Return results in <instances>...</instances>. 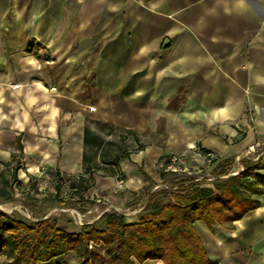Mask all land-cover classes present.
<instances>
[{"label": "crops", "instance_id": "crops-1", "mask_svg": "<svg viewBox=\"0 0 264 264\" xmlns=\"http://www.w3.org/2000/svg\"><path fill=\"white\" fill-rule=\"evenodd\" d=\"M91 122L145 144L119 161L142 208L129 221L156 186L147 168L171 154L264 163V0H0V198L17 176L82 172L86 151L106 165L85 144ZM253 198L234 222H195L211 264H264ZM76 263L68 251L38 264Z\"/></svg>", "mask_w": 264, "mask_h": 264}, {"label": "trees", "instance_id": "trees-1", "mask_svg": "<svg viewBox=\"0 0 264 264\" xmlns=\"http://www.w3.org/2000/svg\"><path fill=\"white\" fill-rule=\"evenodd\" d=\"M102 143L99 135L86 128V146L99 149ZM92 156L85 152L88 164ZM102 161L109 163L103 157ZM233 162L226 159L217 164L214 187H195L198 182L193 176L179 187L149 191L136 221L109 211L77 230H66L57 216L34 221L0 210V254L7 255L3 264H38L68 251L77 253L76 264H92L94 245L103 249V264H143L149 259L165 264H211L195 222L202 220L209 227L214 222H234L259 206L254 194H264V175L259 172L264 163L245 159L244 170L231 174Z\"/></svg>", "mask_w": 264, "mask_h": 264}, {"label": "rangeland", "instance_id": "rangeland-1", "mask_svg": "<svg viewBox=\"0 0 264 264\" xmlns=\"http://www.w3.org/2000/svg\"><path fill=\"white\" fill-rule=\"evenodd\" d=\"M93 126L103 141L101 147L95 151L100 150L101 161L103 157L109 163L102 164L100 159L94 158L93 152H88L91 156L93 155V160L82 172L60 174L56 171H42L40 176L29 175L22 178L17 176L12 180L10 198L5 196L0 198V210L30 220L44 216H57L60 227L66 230H77L84 224L95 222L104 212L137 209L140 197L136 194L132 195L127 189L131 187V182L127 184V178L119 161L115 162V158L138 152L145 144L131 131H121L98 122L88 124V127ZM95 131L91 133L95 134ZM166 161H168L167 158L157 161L152 168H147V171L158 179L155 185L179 187L182 181L193 176L198 177V182L208 185L214 180L212 176L216 169L206 159L198 157L186 160L184 158V164L176 161L171 162L170 165H165ZM234 166L239 167L237 162ZM81 173L90 175L85 180L71 177ZM120 179L124 180L122 187L118 186ZM96 187L108 188L101 191ZM115 197L123 199L124 202L128 201L130 207H118L112 202ZM82 199H86V202H81ZM1 206H8V208ZM93 248L92 264H102L100 259L103 256L102 247L94 245Z\"/></svg>", "mask_w": 264, "mask_h": 264}, {"label": "built area", "instance_id": "built-area-1", "mask_svg": "<svg viewBox=\"0 0 264 264\" xmlns=\"http://www.w3.org/2000/svg\"><path fill=\"white\" fill-rule=\"evenodd\" d=\"M168 161H166V164L165 165H170L171 162L175 163L176 161H179L181 163H185L184 162V158L181 156V155H178V154H171L169 155V157H167ZM244 170V165L241 164L239 167L235 168L232 170L231 174H238L239 172L243 171ZM90 174H87V173H81V174H77V175H72L71 177L74 179H77V180H80V179H85L87 177H89ZM222 177H225V176H222ZM198 180V179H197ZM124 185V180L123 179H120L118 181V186L122 187ZM165 187H172V186H168V185H163ZM162 185L158 184L154 187V190L156 189H159L160 187H163ZM142 208L138 207L137 209L135 210H132L130 211L127 210V211H124V212H121L123 214H125L126 216H133V215H136L138 214V212L141 210Z\"/></svg>", "mask_w": 264, "mask_h": 264}, {"label": "bare ground", "instance_id": "bare-ground-1", "mask_svg": "<svg viewBox=\"0 0 264 264\" xmlns=\"http://www.w3.org/2000/svg\"><path fill=\"white\" fill-rule=\"evenodd\" d=\"M2 207V206H1ZM2 208H8V206L6 207V206H3Z\"/></svg>", "mask_w": 264, "mask_h": 264}]
</instances>
